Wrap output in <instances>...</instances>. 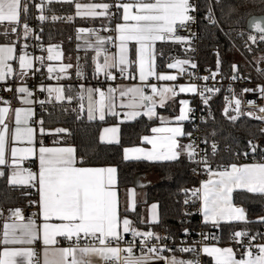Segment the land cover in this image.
Segmentation results:
<instances>
[{
    "label": "snow or ice",
    "instance_id": "6c2138e0",
    "mask_svg": "<svg viewBox=\"0 0 264 264\" xmlns=\"http://www.w3.org/2000/svg\"><path fill=\"white\" fill-rule=\"evenodd\" d=\"M53 3L74 5L75 16L52 15V21L65 19L71 22L75 17H100L111 23L113 18L117 19L119 22L115 24V38L100 36L95 29L83 27L77 29L78 38L83 33L95 37L94 42H85V47L95 52L94 79L99 81L102 74L106 81H115L117 72L125 79H136L130 73L125 74L128 73L129 65L138 64L141 83L126 87L109 85L106 91L102 87H85L81 84L78 88H73L69 85L67 92L75 95H66V87L59 84V81L67 77L73 64L62 63L58 68L48 64V78H54L58 83L55 87L40 84L39 91H46L49 98L55 93L57 101H84L86 98L89 120L98 116L100 121H104L106 115L118 116V106L128 109L125 116L131 119L140 116H146L149 120L159 119L161 126L152 127L153 135L143 137V142L151 145V148H124L123 160L176 161L186 153L189 161L202 165L201 172L208 173V178L199 187L190 190V197L185 200V204L190 200L193 205L198 202L199 207L195 213L189 212L186 215L198 213L204 226L210 224L217 229L222 224L234 223L264 226V216L250 220L248 210L238 206L233 199V193L240 190L258 197L264 205V162L243 165L232 163L218 166L214 170L207 154L197 160L193 145L180 143L181 137L191 135L184 131L181 123L189 119V101H179L181 107L179 115L174 117V126H171L172 120L159 116L156 110L157 106L165 107L169 98L174 99L178 92L198 93L205 105L212 98L211 94L220 92L219 88L206 85L203 90L198 91V86L194 83L178 86L151 83V78L158 82L177 81V75L156 71L155 45L158 41L174 40L180 43L188 39L177 36L176 33L178 28L187 27L190 22H194L190 13L197 9L190 0H114L113 3L103 0H39L38 3L36 0H0V35L9 40L0 44V82L7 83L11 79V84L3 90L13 92L14 96L19 93L18 99L25 105L12 108L10 100L0 97V104L5 105L0 107V178L7 176L10 186L34 190L38 196V199L29 201V206L36 208L31 216H25L21 208H14L9 209L4 218V210L0 209V218H4L0 235V264H37L35 250L31 247L37 241H42L44 245L43 264H93V257H99L103 264H201L198 259L201 252L212 258L211 264H264V244L254 243L257 239H264V232L253 233L247 227L233 231L230 237L243 249L239 258L233 247L194 243L177 248L175 245H168L169 236H161L154 230L141 231L128 218L129 211H134L136 207L134 191L128 194L131 200L121 210L116 166H89L83 156L78 158L74 146H61V139L52 140L51 145L45 143V137L53 133L43 127V119L34 120L31 105L37 101L32 99L34 92L26 84L29 72L32 75L41 72V68L45 66V57L31 55L27 51L30 45L26 42L21 45L18 41H26L33 32L28 23L30 8L38 9L41 14L36 19L44 22L49 19L43 14L45 8ZM208 19L217 23L213 20L211 10ZM254 27L259 33V40L264 41V23L257 21ZM104 28L108 30L107 25ZM11 37L15 39H10ZM35 39L39 40V36ZM249 40L256 43L257 36L249 35ZM110 43L117 48V52L109 54L107 45ZM38 47L43 50L42 45ZM58 48L59 45H52L46 49L47 61L62 59L63 53ZM130 50L133 59L129 58ZM261 59L264 61V58ZM17 61L19 71L14 67ZM37 63L40 67H35ZM189 64L191 68H196L195 63L181 59L168 63L166 67L179 69V73L183 75L186 71L184 66ZM220 64L218 59L217 72L211 73L210 77L197 79L214 80L219 73ZM231 69V79H240L238 66L232 64ZM76 75L84 76L83 66L79 63L76 65ZM188 75L191 78L194 73L189 72ZM17 81L21 82V86L16 87ZM146 89H150L151 94ZM256 91L257 89L245 88L242 93ZM258 91L264 97V85L258 86ZM205 93L210 95L206 96ZM226 99L228 107L224 108V114L227 115L229 107L234 104L237 115L230 119L236 121L240 115H244L243 101L236 98L234 92L232 98ZM46 102L50 103L51 99L38 101L41 107ZM83 110L84 104L80 103V111ZM258 112L260 115L251 112L248 115L264 121V106L259 107ZM103 131L108 135H102L101 141L120 143L118 126L107 127ZM62 133L71 134L65 128L55 129V134ZM211 147L212 155H215L217 145L213 143ZM252 151H256L255 145H252ZM32 164L36 165L35 171ZM192 170L194 173L197 171L196 168ZM24 194L31 195V192L25 191ZM185 194L188 195V190ZM156 208L157 205L153 204L152 221L148 225L150 229L159 222L154 211ZM145 223L143 219L139 221L140 225ZM183 232L187 236L190 229L184 228ZM129 234L131 239L127 238ZM200 235L205 240L219 239L215 235ZM242 238L247 239V244ZM62 241H67L68 246H60ZM177 252L193 254V257L181 258L176 255Z\"/></svg>",
    "mask_w": 264,
    "mask_h": 264
},
{
    "label": "trees",
    "instance_id": "16d2710c",
    "mask_svg": "<svg viewBox=\"0 0 264 264\" xmlns=\"http://www.w3.org/2000/svg\"><path fill=\"white\" fill-rule=\"evenodd\" d=\"M112 1V0H106ZM196 26H197V49L190 51L193 59L198 63L212 67L217 71V60L221 61L219 72L221 74H232L231 65L238 66L239 75L251 76L250 63H254L264 54V41L259 40V34L250 32L246 28V21L252 15L264 14V0H195ZM50 9V10H49ZM209 10L217 23H209ZM73 12V5L53 3L47 5L44 15L49 19L44 22L36 19L40 14L35 7L30 8V19L38 32L39 41L50 44L63 41L65 44L74 40V28L87 23V20L75 19L65 22L64 19L52 21L50 17L56 15L64 17ZM249 35H256L257 42L249 40ZM249 47L251 51H249ZM163 55H160V53ZM187 50L182 49L179 43L167 42L158 48L157 63L163 68L165 63L179 55H184ZM235 56L241 60L235 61ZM226 90H221L213 95L207 104L211 113L201 125V133L206 140V154L211 162L230 160L231 152L236 151L243 155L245 161L262 160L264 158V122L254 120L248 116L240 115L236 121H232L224 114V100ZM179 96L165 107L158 108V112L175 113ZM192 100L195 98L190 97ZM77 99L71 102H46L43 107L38 103L36 111L39 119H43V127L53 133V139H61L62 143L72 144L77 149L78 158L84 157L89 166L114 165L117 167V181L120 190L126 189L134 184L137 175L142 173H156L159 180L145 187L146 200L136 205L134 211L128 216L134 225L148 229L147 223L140 225V213L142 206L156 202L159 209L158 223L153 224L151 230L164 229L170 236L178 237L184 228L197 229L199 227L200 215L197 213L188 216L189 211L184 199L190 196V190L197 188L198 176L193 174L195 163L187 158V154L181 155L176 161L147 162V161H124L122 156L123 147L138 144L142 135L150 132L151 127L157 120H149L140 116L133 121L120 124V143L105 144L99 139V130L106 121L89 120L84 112L78 109ZM75 109V110H73ZM65 128L71 133L55 134V129ZM186 133H190L191 125H184ZM189 142V136L183 137ZM257 144L256 151L249 154L252 144ZM217 145L215 155H212V144ZM228 146L230 152L224 151ZM247 153V155H245ZM188 190L186 196L185 191ZM30 189H19L7 183L6 176L0 178V209L5 207L28 204L34 199L32 195L24 192ZM234 203L248 210L250 220L264 216V205L258 197L244 191L233 193ZM198 206L195 204V206ZM203 228L207 226L201 225ZM247 227L252 232L264 230L259 224L234 223L222 224L217 229L219 243L226 245L233 240L230 239L232 232ZM201 264H211L210 259L203 257Z\"/></svg>",
    "mask_w": 264,
    "mask_h": 264
},
{
    "label": "built area",
    "instance_id": "2783aa9c",
    "mask_svg": "<svg viewBox=\"0 0 264 264\" xmlns=\"http://www.w3.org/2000/svg\"><path fill=\"white\" fill-rule=\"evenodd\" d=\"M36 2L38 3L39 0H36ZM114 0H112L111 3H113ZM192 4L195 5V0L192 1ZM196 6V5H195ZM37 13H39V11L35 10ZM114 11V10H113ZM190 15H192L194 17V22H190L188 24L187 27L184 28H178L176 35L177 36H181V37H186L188 39H186L183 42H180L179 45L186 49V48H191L196 50L197 49V26H196V18H197V12H192L190 13ZM213 20H214V16L212 14ZM114 19V18H113ZM113 21V20H112ZM209 23H212V21L208 20ZM30 27L33 29L32 35L27 39L26 43H28L30 45V47L27 49V51L33 55V56H44L46 55V45L41 43L39 40L35 39V34H36V30L34 28V24L33 23H29ZM104 33L109 37H113L115 38V30L113 27L108 26V30H104ZM174 41V40H173ZM111 44V43H110ZM38 45H42L43 46V50L38 47ZM112 45V44H111ZM261 58H264V56H260L254 63H250V69L252 71V75L251 76H244V75H240V79L237 80H232L231 76L233 75H225V74H221L220 72L216 75L215 79H209L207 81H204L202 79H197V77H203V76H211V73L213 72H217L215 71L212 67L210 66H206V65H202L198 62H196V68L193 69L192 73H194V75L190 78L191 81L196 84L198 86V91L199 90H203V88L206 86L208 87H214V88H219L220 91L221 90H226V96H225V100H224V108L228 107V101L226 98H232L233 92L235 93V97L236 98H240L243 101L242 104V111L244 113L245 116H248L254 120H258L261 121L259 119H255L253 118V116L248 115V113H254L255 115H260V113L258 112L259 107L264 106V97H262L259 94L258 91V86L260 85H264V61H262ZM35 67H40L39 63H37L35 65ZM44 70H45V66L43 68H41V72L37 73L36 75H32L31 72H29V76L26 79V84L27 86L30 87L31 90H33L34 95H33V100L37 101L35 103V105L38 104L39 100H48L51 99L48 97V93L45 92H40L39 91V85L40 84H47L48 83V79L46 77V75L44 74ZM96 81H98L96 79ZM92 82V78L88 75H84L83 77L80 76H75L74 77V83H91ZM99 83H101L103 89L107 88L110 85L111 81H106L103 77V75L100 76V79L98 81ZM115 82V81H113ZM11 84V79L5 83V82H0V97H3L7 100H10L11 102L13 101V92L10 91H4L3 89L7 86H9ZM19 84V82L16 83V85ZM21 84V83H20ZM248 88V89H257L256 92H247V93H242V90ZM231 89V91H230ZM148 94H150L149 90H146ZM215 94H211L216 95ZM205 95H210L208 93H205ZM195 99L192 100L190 98L189 100V119L186 120V122L190 123L191 125V135L189 136V142L188 144H192L195 152H196V159H200L202 156H204L206 154V140L204 139V137L202 136L201 133V125L202 123L205 122L206 118L208 117V115L211 113V109L208 107V105L203 104L201 97L197 94L192 95ZM3 105V104H0ZM5 106V105H3ZM235 105L233 104L231 107H229L228 109V113H227V117L230 118V116L232 115H236L237 113L234 111ZM264 122V121H262ZM249 143H251L252 145H255L257 148V144L252 141L249 140ZM224 151L226 152H230V149L228 146H226L224 148ZM244 156L238 154L236 151L231 152L230 155V160L228 161H217V162H211L213 169L216 170L218 168V166H227L230 165L231 163H240L245 161L244 160ZM195 168H196V173L193 172L194 175L198 176V185L206 180L208 178V173L207 172H201L200 169L202 168V165H197L195 164ZM33 171H35V167H32ZM31 190V189H30ZM32 195L34 196V198H37V194L35 193L34 190H31ZM190 196L186 197L184 199V201L186 199H189ZM189 208V211H194L197 210L198 206L193 205L191 203V201L189 200V203L186 204ZM13 208H21L24 211L25 216H31L34 212H36V208L35 207H30L29 203L25 204V205H21L18 207H5V208H1L4 211L8 210V209H13ZM199 227L197 229H192L190 230V234L189 235H185L184 232L181 233L180 236L178 237H174V236H170L164 229H159V230H154L155 232L159 233L161 236H169L170 239L167 240V243L169 246L175 245L177 248L185 245V244H194V243H198V244H217L219 243V239L218 240H213L211 238H209L208 240H205L203 236L200 235V233H204L205 235H215L216 237L218 236V231L217 228H213L212 226L208 227V228H203L201 225V221H199ZM261 232H264V230H262ZM128 239H131V235L129 234ZM244 240V243L247 244V239L246 238H242ZM83 243H88V241H83ZM254 243L256 244H263L264 243V239H257ZM68 244V243H67ZM229 245L235 247L237 249V251L240 253L241 251H243L242 248H240V246L235 243V241H232L231 243H229ZM34 250L36 253V257L35 260L37 262V264H41V248L42 245L39 241L35 242L34 245ZM139 254V253H137ZM168 254V253H166ZM176 254H180V255H184L186 257H188L189 259H191L193 257V254H181L179 252H177ZM198 259L201 261H203V255L202 252L199 255Z\"/></svg>",
    "mask_w": 264,
    "mask_h": 264
},
{
    "label": "crops",
    "instance_id": "0c3cea01",
    "mask_svg": "<svg viewBox=\"0 0 264 264\" xmlns=\"http://www.w3.org/2000/svg\"><path fill=\"white\" fill-rule=\"evenodd\" d=\"M99 1H101V0H94V2H99ZM192 1L193 0H190L191 3H192ZM81 2H93V0H81ZM103 2L111 3L112 1L109 2V1L103 0ZM35 10L39 11L36 8H35ZM121 13H122V10H121ZM69 15L75 16V8H74V5H73V12L71 14L65 15L64 17L69 16ZM75 19L87 20V23L86 24H83V25H80V26H75V28H74V36H73L74 37V40L72 41V43L65 44L63 41H60V42L46 44V49L49 46H52V45H59V48L57 50L58 51H61L63 53V56H62V59L60 61H47L46 60L47 51H46L44 74L46 75V77L48 79V83L44 85L45 87H49V86L50 87H55V86H57V83H58L56 81V79H54V78L53 79H49L48 78V73H47V65L48 64H51L52 66L57 67V68L62 63L63 64H67V63H72L73 64V68L68 70L67 77L65 79H62V80L59 81V84H62V85H64L66 87V93H65L66 95H69V94L75 95V93H68L67 92V86H69V85L72 86L73 88H78V86L81 85V84H83L85 87H102L101 83H99L98 81H96V79L93 78V69H94L93 57L95 56V52L93 51V49L86 48L85 47V42L86 41H88V42H94L95 37L94 36L89 37V35L87 33H83V34H79V38H78L77 29L78 28H81V27L95 29L99 33L100 36L108 37L104 33V30H105L104 25L111 26V27H113L115 29V24L117 22H119L115 18L113 19V21L111 23H109L106 18H100V17L95 18V19L75 17L72 21H75ZM64 21L67 22V23L69 22V21H67L65 19H64ZM116 35H117V33L115 32V37H116ZM35 36H38V32H36ZM10 39H15V37H11ZM26 41L25 40H20V41H18V43H20L22 45ZM7 42H9V40L8 39H5L2 35H0V44L7 43ZM167 42H170V43L173 42V43H175L173 40L163 41V42L158 41L156 43V45H155V49H156V61H155V63H156V71L159 72V73H166V74L177 75V81H175V82H158V81L155 80V78H151V83H157L158 85H173L174 84V85H177V86L178 85H181V84L187 85L189 83H193L191 81L189 75H188L189 72L192 73V71H193V68H191V65L190 64L184 66L185 69H186V71H185V73L183 75H181L179 73V69H168L166 66H167L168 63H172L176 59L190 60L192 63H196L197 61L193 59V56L191 55V52H190V51H194V49L186 48L185 50H187V52H185L184 55H179V56H176V57L168 60L165 63V65H164L163 68H161V69L159 68V65L157 63V59H158V48H159V46H161V45H163L164 43H167ZM107 48H108L109 54H112V53L117 52V48H115L111 44H108L107 45ZM182 49H184V48H182ZM129 58L130 59H133V56L131 55V50H130V56H129ZM77 63H79L81 66H83L84 75H88V76H90L92 78V82L91 83H86V84H84V83H74V77L76 76V65H77ZM14 67L17 69V71H19L18 61L14 63ZM129 73L131 75L135 76L136 79H125L123 76H120L118 74V72H117V79L115 80V82H113L111 80H107V81H111L110 82V85L117 86V87H120V86L126 87V86H132V85H139L141 82L139 81V78H138V64L137 65H129V67H128V73H126L125 75H128ZM52 75L54 77L55 76V73L52 74ZM17 82H19V84H17L16 87L21 86V84H20L21 82L20 81H17ZM106 89L107 88H105L103 90L106 91ZM146 90H149L150 91V89H146ZM177 92H178V87H177ZM150 94H151V92H150ZM19 95H20L19 93H16V95L14 96V93H13V101H12V104H11L12 108L25 106V105H22L20 103V101L18 99ZM192 95H194V93H179L178 92V95L176 97L179 96L180 98H178V104H177V108L175 110V113L171 114L169 112H158V108H160V107L157 106V109L156 110H157L158 115L164 117L166 120H172L173 121V125H171V126H174L175 125L174 117L177 116V115H179V109L181 107V105L179 104V101L180 100H188L189 101L190 100V97ZM175 98L174 99L169 98V100L167 101V104L170 103V102H173L175 100ZM32 99H33V97H32ZM51 101L61 102V101H57L55 99V93L52 94ZM64 101L65 102H69L67 100H64ZM76 101H77V105H78V109L79 110H80V103H83L84 104V110H83V112L87 116V99L85 98L84 101H78V100H76ZM117 104L119 105V100L117 101ZM31 106L33 107V111H34V114H35L34 115V120H39L38 115H37V111H36V106L37 105H35V103H34ZM0 107H3V105H0ZM117 111L119 112V115L118 116L106 115V118H105L104 121H106V120H109V121L104 122L101 125L100 130H99V139H100V137L102 135H104V136H107L108 135V134H105L104 133V131H103L104 128L118 126L119 129H120V124L122 122H129V121L135 120V119H131L130 117H126L125 116V112H127L128 109H123V108H120L118 106L117 107ZM94 120H99L98 119V116ZM156 120H157L156 124H154L152 127H159V126H161L159 119H156ZM181 123H182V126L184 128V125H185L186 121H183ZM118 135H119V140H120V131H119ZM151 135H153V133L151 132V129H150V132L149 133L144 134V135L141 136L140 141H139L138 144L125 146V147H123V149L124 148H132V147H142V148H145V149H150L151 148V145H148V144L144 143L143 142V137L144 136H151ZM52 140H54V139L51 137V135L45 137V143L48 144V145H51ZM100 141H101V139H100ZM101 142L102 143H105V144H109L106 141H101ZM180 143L182 145H188V143L183 140V137L180 138ZM112 144H116V143H112ZM69 145L73 146L72 144H69V143H67V144L66 143H62L61 146H69ZM122 156H123V150H122ZM129 161H134V160H129ZM135 161L167 162L165 160L148 161V160H144V159L135 160ZM255 162H264V158L262 160L243 161V162L236 163V164L243 165V164H250V163H255ZM25 166H28V165H25ZM102 166H114V165H102ZM31 167H35V169H36V165L35 164H32ZM6 179H7V176H6ZM158 180H159V177H158V175L156 173H153V172H150V173H142V174H139V175L136 176L135 181H134V184L132 186H130V187L126 188V189H123V190H120L118 188V193H119V198H120V203H121V210H123V208L130 202L131 197L128 194L130 192H132V191L135 192V202H136V205L139 204V203H144L145 200H146L145 187L147 185H149V184H153V183L157 182ZM199 185L197 187H199ZM117 186H118V181H117ZM36 199H38V196H37ZM36 199L34 198L33 200H36ZM153 204L157 205V208L154 211H155V214H156L157 218L159 219V209H158V204L156 202H151V203L145 204V205L142 206V209H141L140 220L143 219L147 223V225L151 224V221H152V214H153L152 205ZM19 206H21V205H19ZM12 207H18V206H12ZM198 207H199V203H198ZM8 208H10V207H8ZM8 210H5L4 211V218L7 217ZM129 212H132V211H129ZM4 218H0V235H2V224L4 222ZM128 218L130 219L129 216H128ZM200 221L202 223L201 215H200ZM39 222L40 221L38 220L37 223H39ZM210 226H211L210 224L207 225V227H210ZM139 229L141 231L151 230L150 228L144 229V228H140V227H139ZM39 242L42 245V248H41V264H43L44 245L42 244V241H39ZM67 243H68L67 241H62L61 244H60V246L67 247L68 246ZM33 245L31 247H34ZM207 245H209V246L216 245V246H220V247H233V246H231L229 244L223 245V244H220V243H217V244H207ZM0 247H2V246H0ZM233 248H234V250H236L237 256L239 258V252L237 251V249L235 247H233ZM176 255L177 256H180L181 258L189 259L188 257H186L184 255H180V254H176ZM202 255H203V257L210 259V261L212 260V258L208 257L206 254H203L202 253ZM92 261H93V264H103V261L99 257H93L92 258Z\"/></svg>",
    "mask_w": 264,
    "mask_h": 264
},
{
    "label": "water",
    "instance_id": "95a60500",
    "mask_svg": "<svg viewBox=\"0 0 264 264\" xmlns=\"http://www.w3.org/2000/svg\"><path fill=\"white\" fill-rule=\"evenodd\" d=\"M257 21H259V22H261V23H264V14H262V15H252V16H250V17L247 19V21H246V28H247L250 32H253V33H255V34H259L258 31H257V30L255 29V27H254V24H255V22H257ZM248 153H249V154L254 153V152L252 151V147L250 148V150H249Z\"/></svg>",
    "mask_w": 264,
    "mask_h": 264
},
{
    "label": "rangeland",
    "instance_id": "374dc122",
    "mask_svg": "<svg viewBox=\"0 0 264 264\" xmlns=\"http://www.w3.org/2000/svg\"><path fill=\"white\" fill-rule=\"evenodd\" d=\"M99 2H101V1H99ZM261 56H264V54H262ZM239 61V60H241L240 58H239V56H235V61ZM237 115V114H236ZM233 116V115H232ZM231 117V116H230Z\"/></svg>",
    "mask_w": 264,
    "mask_h": 264
}]
</instances>
